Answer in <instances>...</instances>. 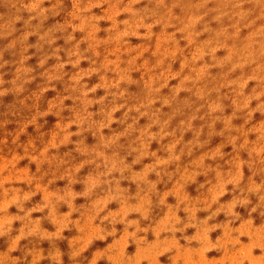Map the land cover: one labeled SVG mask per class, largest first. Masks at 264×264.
I'll return each instance as SVG.
<instances>
[{
  "label": "rangeland",
  "instance_id": "rangeland-1",
  "mask_svg": "<svg viewBox=\"0 0 264 264\" xmlns=\"http://www.w3.org/2000/svg\"><path fill=\"white\" fill-rule=\"evenodd\" d=\"M25 2H30V0H25ZM56 3L57 0H46L42 6L51 8ZM126 3L127 0H125ZM119 7H124V4L119 5ZM134 7L137 10L144 8L155 10L159 6H157L156 0H151V2L150 0H141ZM107 8L108 5L105 4L101 8L93 9L92 13L104 16V20L99 23L102 31L97 34V39L100 40H105L111 35L109 32L113 30L111 24L115 19L123 21L130 18L126 13L117 16L114 7L108 10ZM73 10V0H61L58 10L59 14L52 15L49 13L48 18L41 24L38 19L30 20L31 14L19 8V0H0V65H3V67H0V79L3 81V84L0 85V91L6 90V94L0 96V141H7L6 143H0V222L13 224L12 237L18 234L21 227L19 219L11 215L21 214L16 210L19 197L17 187L22 188L24 191L30 190L28 186L30 183L28 179L29 173L23 167H29L30 174L40 175L48 171V166H42L41 172L37 173L36 166L29 160L25 159L19 163L15 157L10 159L11 154L24 155L25 149L33 142L37 148H41L42 141L47 143L51 138V133L56 131V124L66 122L72 117V109L79 108L78 102L68 99L64 101V110L61 112L60 117L55 115L57 109L52 106V103L58 97L63 98L70 95V77L75 73L76 69L68 65L63 70L65 73L63 79L49 84L44 74L50 72L57 61L49 59L41 67L40 59L45 53L50 54L55 48L64 50L71 48L75 42L83 40L86 33L83 32V28L71 25L73 30L77 32L73 33L72 28H68L66 32H57L55 34L57 37L56 43L51 48L48 45H44L43 49L39 51L35 47L39 43L38 35H30L27 41H23L22 38L26 33L34 32L38 25L40 26L39 34L43 35L44 32L57 24L79 23V21L72 20L70 13ZM158 15L162 22L147 28H138L135 37H127L128 43L121 49V59L123 61L136 57V65L132 71V77L136 83L126 85L129 91V104L132 105L146 97L145 81L149 78L146 71L148 68H154L158 60L161 59L160 63L156 65L157 67H160L164 61V67L166 69L169 68L168 78L171 81L166 88L161 90L158 96L161 99L172 97L174 95L172 88L178 85L177 90L181 91L176 96V100L171 107L165 106L162 109V112L173 110L171 115L173 118L170 121L169 130L177 128L181 121L195 115L197 118L192 121V128H203L200 140L202 142L208 141V143L203 148L194 149L190 156H182L179 164L170 165L168 170L177 174L173 176L171 182L168 181L167 177H164L163 183L158 184L157 191L161 195L165 191H169L167 194V197H169L167 200L168 204L175 205L176 202H181L187 197V193L190 196L188 199H200L197 203L206 204L207 187L201 188L200 185L206 184L207 181L214 183V172L198 176L194 183L188 181L186 185L182 182L174 186L175 182L180 178L179 172L186 168L192 170L193 163H197L194 160L206 152L214 150L212 158H215V148L217 147H220L224 153L223 159H206V166H211L212 168L219 166L222 171L227 172L231 168L229 161L235 156L239 155L244 161H249L250 157L247 148L240 149L238 152L233 150L232 146L227 142L228 133L209 136L208 126L211 123L209 107L204 99L196 95V92L198 89H203L208 93V98L211 100L222 98L223 115L232 116L236 111V104L243 103L242 98L239 101L236 100L235 86H233L232 80L241 77L247 79L249 77V82L244 88L245 96L251 95L253 89H257V91L264 90V87H261L258 75L264 74V55H261V46L264 45V0H165L164 5L159 8ZM194 19L197 20V23L193 27L185 28L183 32L179 31L185 24ZM146 23H153V21L149 19ZM205 26L210 31L205 32ZM90 32L91 30L89 29ZM68 34L75 36V40L71 44L66 43L64 39ZM83 42L80 44L82 51L88 47V43ZM94 43L99 47L97 49L101 54L99 59H102L104 55H109L110 59H115L119 49L118 40L94 41ZM111 43H115L117 47L115 48V45ZM25 48H27V51H25ZM245 49L251 52L253 62L238 68L235 64H232L233 57L236 52H243ZM59 55L62 61L67 60L65 51H61ZM88 55L91 56L92 54L88 53ZM25 57H30V59L25 60ZM22 60L24 67L32 69L30 73L32 79L23 84L21 92H15L12 89L14 88V82H20L17 80V70L21 67ZM235 60L236 57H234ZM219 63L221 64L219 65ZM214 64L216 67L213 66ZM80 67L87 68L90 65L87 61H84ZM183 76H185L184 79L180 80ZM109 77L111 78V74H109ZM201 80L204 81L198 86L192 85ZM85 82L89 87H92L99 82V77L94 75ZM184 85H186V88ZM43 87H49L50 90L41 95L40 92ZM217 88L219 91H217ZM102 95H104L103 90H98L91 98L99 99ZM261 102H264V97L259 101L253 100L249 102L248 109H237L240 112H236L232 121L234 127H242L247 131L246 134L250 143L256 141L258 134L255 129H250L253 127L259 129L260 125L264 124V112L259 109V103ZM180 104L188 106V109H190L186 117H176L177 113L174 115V109L177 107L181 108ZM153 107L154 109L161 108V103L158 102ZM99 108L100 105L97 104L90 111L98 112ZM249 109H254L250 113L251 120L246 118ZM43 112H48L49 114L38 118L36 125H29L23 132L21 131L29 120L37 116L38 113ZM131 115L135 116L137 114L132 113ZM216 115L219 116L220 113ZM122 117L123 110L115 114V119L117 120ZM95 119H100V116L97 115ZM128 122L131 123V120ZM147 123H149L147 117L141 118L139 121L141 127ZM230 123L231 121L225 122V130L228 129ZM117 125L123 129L125 127V125L113 124L112 128L118 132L123 131L119 130ZM223 129V123L217 121L214 126V132L220 133ZM107 130H105V133ZM70 131H76L75 126ZM152 131H158V128L154 127ZM111 134V132L108 133V135ZM232 134L234 135L235 133ZM179 135L180 133L177 132L178 137ZM17 136L16 143H13V139ZM85 137V142L89 146L98 142L97 138L90 133H85ZM193 138V132L184 133L182 144L177 148V151L180 150V147H183V144L188 143ZM79 139L80 137H72L73 143L61 146L58 150L52 149L49 155L64 156L65 153H71L76 162H80L83 157L75 152V142ZM170 141L171 138L162 141L164 148ZM240 143H243V138L238 141V144ZM150 151H156L162 157L166 156V152L162 153L159 151L155 142L151 144ZM119 152L121 155H126L127 148L123 152L119 149ZM133 158L134 154L129 156L128 163H131ZM205 158L208 157L206 156ZM21 159H24V157H21ZM251 159L255 161V174L245 164L242 186L246 185L250 178L255 183L264 182V165L259 163V158ZM151 162H153L151 158L146 159L135 165L133 170L140 171L144 164ZM197 166L203 168V161L201 160ZM90 171H92V166L86 165L79 174L80 178L87 175ZM49 178L50 174L44 178L43 182L47 183ZM149 179L154 181L150 176ZM66 183L67 181H57L56 184L52 185V188H62ZM122 187L129 188L130 196H134L137 191L136 185L130 181H123ZM184 187L187 193L184 191ZM74 188L77 191H83L82 184L75 185ZM172 188L173 190H171ZM32 191L34 195H39L33 197L26 204V207L38 204L41 198L47 195L46 191L41 189L39 183L33 186ZM209 195L215 197L216 194L209 193ZM232 198V186L229 185L228 194L221 198L220 203H227ZM249 198L251 204L237 207L236 211L240 214V219L234 220L231 224L233 228L239 227L236 230L238 233L236 239H232L227 234L220 237L222 236V230L218 229L215 231L213 229V233L210 234L212 241H208L206 246L199 247L198 243L193 242L189 245L183 239L184 235L191 236L195 234V229H188L183 234L177 233L176 238L180 243L169 241L166 244H162L160 239L170 238L169 233H162L160 239L155 232L140 233V236H147L148 242H154L148 245L143 240L133 239V241H128V237L123 234L124 225L117 224L115 226L116 235L113 234L114 236L108 237L104 241H99L103 240V237L97 229L93 228L91 218L84 217V224L81 225L80 221L77 220L80 218L79 214L76 213L72 216V219L75 220L73 226H70L62 236H55V240L52 241L47 240V237L43 235L41 239L29 237L22 240L20 243L24 242V244H19L17 251L13 252L10 238L7 236L0 238V264H260L258 256L264 253L258 248L252 249L250 246L245 245L251 242L249 236L251 229L246 223H242L252 218L254 220L253 228L264 227V212H259V208L256 211L258 216L256 212H252L251 209L259 204V200L256 195H251ZM76 203L77 206L80 204L87 205L89 200L82 198L77 200ZM132 203H136V201L133 200ZM217 207L218 205H213L212 211H215ZM182 208L183 205L178 214L182 220L186 221L187 216ZM118 209V203L110 204L108 208L110 211H117ZM60 211L62 213L66 212L67 208L62 206ZM166 211L165 207L158 205V199L153 196L149 220L141 219L138 214H132L128 219L139 220L141 227H154L155 223L163 217ZM205 211H207L206 207L204 211L197 213V218H206L210 213ZM46 215V212L34 213L33 219H41L42 228L49 232H55L56 228L62 232L63 229L59 225H55L54 220V225H52L45 219ZM229 219L231 218L221 213L209 224L225 223ZM96 223L98 224L99 221H96ZM104 227L109 231L112 229V226L107 223ZM129 231H132V229H129ZM82 233L84 234L83 237H81ZM52 235V233L48 234V236ZM240 238L244 244L240 243ZM200 239L201 236L197 233L196 241L199 242ZM73 251L78 253V255L72 256ZM13 258H17L18 262L14 261ZM253 258H256L255 261Z\"/></svg>",
  "mask_w": 264,
  "mask_h": 264
},
{
  "label": "clouds",
  "instance_id": "clouds-1",
  "mask_svg": "<svg viewBox=\"0 0 264 264\" xmlns=\"http://www.w3.org/2000/svg\"><path fill=\"white\" fill-rule=\"evenodd\" d=\"M46 0H19V8L23 11L30 13V20H40L43 24L44 20L48 18V14L52 15L59 14V7L61 0H57L56 4H53L51 8H45L42 5ZM141 0H73L74 10L70 13L72 20L79 21V23L73 24H57L55 27L48 29L43 35L39 34L40 26L38 25L34 32H28L22 38L23 41H27L30 35L36 34L39 36V43L35 45L37 50H42L44 45H48L49 48L56 43V33L66 32L68 28H72L71 25L83 28L84 36L83 40L77 41L73 46L67 50L61 48H55L51 53H45L40 59V66L42 67L47 63L49 59H55L57 63L54 65L50 72H46L44 75L47 77L49 84L53 81L62 80L65 75L64 69L68 65L76 69L75 73L70 77L69 91L70 95L63 98H57L53 101L52 106L57 109L55 115L60 117L61 112L64 110V101L72 99L78 102L79 108L72 109V117L66 122L57 123L56 131L51 133V138L47 143H43L42 147L37 148L35 143H30L28 148L25 149L24 155L11 154V157H15L17 161L22 162L25 159L29 160L36 166V172L40 173L41 168L44 165L48 166V171L40 175L30 174L29 167H23L29 173L28 179V191H24L22 188L17 187L19 191V197L17 200L16 210L21 214H11L16 216L21 222L19 232L15 237L11 236L13 232V224L7 222H0V238L9 237L11 248L13 252L17 251L20 242L29 237H38L41 239L42 235L47 237L49 241L55 240V236H62V234L73 226L75 220L72 219L73 214H79L80 224H84V217H89L92 220L93 228L97 229L103 237L104 241L108 237L116 235L117 224H123V234L128 237V241L143 240L148 245L154 242H148L147 236H140V233H156L159 235V239L162 233H169L170 238L161 240L162 244H166L169 241H180L176 238L177 233H185L188 229H195V234L188 236L184 235L183 239L190 245L193 242L199 244V247L206 246L208 241L211 240L210 234L213 233V229L222 230V236L230 235L232 239L238 237L237 228L231 226L234 220L240 219V214L236 211L237 207H244L251 204L250 196L256 195L259 204L251 209L252 212H256L257 208H264V182L255 183L251 178L248 183L242 186L243 181V168L247 164L249 169H254L255 161L251 158H259V163L264 165V124H261L259 129H255L257 139L254 143H250L248 139L247 131L242 127H234L232 121L236 115V112H240L237 109L244 108L248 109L249 102L253 100H261L264 97V90L253 89L251 95H244L245 85L249 82L247 79L241 77L236 80H232L233 86H235L236 100L243 99V103H237L235 112L232 116H224V106L221 102L222 98L211 100L208 98V93L203 89H198L196 95L201 99H204L209 107V115L211 116V123L209 124V136L212 135H223L228 133L227 142L230 144L234 151L238 152L240 149H248L249 161L242 160L239 155L235 156L229 164L231 168L229 171L224 172L219 166L212 168L211 166L205 165V160H216L217 158L223 159L224 153L220 147L214 150L206 152L201 155L198 159L194 160L197 163L192 165V170L183 169L179 172V180H177L174 186L181 184L182 182L186 185L188 181L195 182L197 177L209 172H214L215 182L207 181L206 184H201V188L207 187V203H197L200 199H188L184 198L181 202H176L175 205L168 204L167 194L169 191H165L162 195L158 193L157 186L163 182V178L167 177L168 181L171 182L173 176L177 173L170 172L169 166L173 164H179L181 157L185 155H191L194 149L203 148L208 141H201L200 136L203 132L201 129H193L192 121L197 117L195 115L189 117L187 120L181 121L177 128L169 130V124L173 116H169L166 119L161 118L163 107H171L176 96L181 91H178V86L172 88L173 96L166 99H161L158 94L162 89L166 88L170 83L171 79L168 78L169 68L164 67V61L160 67L156 65L160 63L161 59L158 60L154 68H148L146 71L149 75L148 80L145 81V88L147 95L143 100H139L136 103L129 104V91L126 85L136 83L132 77V71L136 65V57H133L127 61L121 59V49L127 45V37H135L136 30L138 28H147L162 22L160 20L159 8L164 5L165 0H156L157 9L150 10L148 8L137 10L134 5L140 3ZM151 2V0H150ZM107 4L108 9L115 8L116 15L128 14L129 19L118 21L115 19L111 24L113 29L111 35L105 40L97 39V34L102 31L99 27L100 21L104 20L103 15H94L93 9L101 8ZM124 4V7L119 5ZM106 10V11H107ZM168 10V9H167ZM166 10V11H167ZM243 15V14H241ZM151 19L153 23H146L147 20ZM219 19V17H217ZM197 23V20H191L185 24L184 27L180 28L179 31L183 32L185 28H191ZM89 29L91 32L89 33ZM73 30V28H72ZM205 32L210 29L205 26ZM226 31V30H225ZM239 31V29H237ZM77 31L73 30V33ZM147 34V33H146ZM199 34V33H197ZM66 43H72L75 40L73 34H68L65 38ZM119 41L118 54L115 59H110L109 55H104L102 59H99L101 54L97 50L99 47L96 46L94 41ZM82 41L88 43V47L83 51L80 48ZM83 42V43H84ZM110 44V43H108ZM117 45L115 43H111ZM104 45V44H102ZM27 51V48H25ZM65 51L67 56L66 61H62L59 53ZM88 53L92 55L89 56ZM261 55H264V45L261 46ZM234 57L236 60L234 61ZM233 57L232 64H235L238 68H242L245 64L252 63V54L247 49L243 52H236ZM30 59V57H25ZM99 60V62H98ZM87 61L90 67L81 68L82 62ZM215 66V64L213 65ZM3 67V65H0ZM216 67V66H215ZM158 70V74H157ZM232 70V69H231ZM32 69L23 66V60L21 61V67L17 70V80L19 83L14 82L15 92H21L23 90V84L29 82L32 77L30 76ZM111 74V78L109 77ZM99 77V82L89 87L85 82L93 76ZM261 81V87H264V74H258ZM186 76V75H185ZM180 80H183L184 77ZM195 79V78H194ZM205 80V79H204ZM192 84L198 86L202 81ZM3 84L0 79V85ZM187 85V84H186ZM184 85V87L186 86ZM186 88V87H185ZM49 87H43L40 94L49 91ZM98 90H103L104 95L100 96L99 99L91 98ZM217 91L219 89L217 88ZM6 94L5 91H0V96ZM122 101V102H121ZM161 103V108H155L156 103ZM233 103V101H232ZM100 105L98 112L90 111L94 105ZM259 109L264 112V102L259 103ZM123 110V117L120 120L115 119V114ZM181 109L179 107L174 109V115ZM254 109H249L247 112V119L251 120L250 113ZM132 113L137 115L132 116ZM220 113L219 116L216 114ZM48 112L38 113L31 120L24 125L21 129L23 132L29 125H36L38 118L47 116ZM99 115L100 119H95ZM147 117L149 123L143 127H138L141 118ZM131 120V123L128 121ZM217 121H221L224 125V129L220 133L214 132V126ZM231 121L228 129L225 130V122ZM113 124L125 125L123 131L113 132L111 135H105L106 129H111ZM75 126L76 131H70ZM158 128V131H152L153 128ZM193 132L194 138L188 143L183 144L180 150L177 148L182 144L183 135L186 132ZM177 132L180 133L179 137ZM85 133L92 134L93 137L97 138V143L92 146L86 144ZM232 133H235L234 135ZM80 137L75 142V152L78 153L83 159L80 162H76L75 158L72 157L71 153H65L64 156L49 155L50 150L59 149L61 146L73 143L72 137ZM134 137V138H133ZM167 138H171V141L165 146L164 151L166 156H159L156 151H150L151 144L156 142L160 144ZM243 138V143L238 144V141ZM18 136L13 139V143H16ZM121 140L128 141L126 155H121L119 149L123 147ZM7 141H0V143H6ZM134 154V158L131 163H128V157ZM208 158H205V157ZM24 157V159H21ZM151 158L153 162L144 164L142 170L134 171L135 165L140 164L142 161ZM203 161V168L198 167L200 161ZM86 165L92 166V171L87 175L80 178L81 170ZM179 171V170H178ZM47 183H44V178L49 176ZM154 174L156 180H150L149 176ZM57 181H67L64 187L52 188V185L56 184ZM123 181H130L136 185L137 191L134 196L129 195V188L122 187ZM39 183L41 189L46 191L47 195L41 198L38 204L32 207H26L33 197L39 194H33V186ZM82 184L83 191L75 190L74 186ZM232 186L233 198L227 203H220L222 197L228 194V186ZM173 190V188L171 189ZM27 193V194H25ZM209 193H215V197L210 196ZM156 196L158 198V205L163 206L167 209L158 222L155 223L154 227H141L140 221L137 219H128L132 214H138L141 219L149 220L152 210V198ZM167 197V199H165ZM86 198L89 200V204H80L77 206V200ZM135 200L136 203H132ZM214 201V202H213ZM113 203L119 204L117 211L108 210L109 205ZM183 205V212L186 213L187 219L182 220L179 216V211ZM203 205V207H201ZM213 205H218L215 211H212ZM66 207V212H61V207ZM205 207L210 214L204 219H198L197 213L204 211ZM47 215V219L52 225L53 220L55 225H59L63 229L60 232L56 227L55 232H49L42 228L41 219H33L34 213H44ZM229 217L225 223H217L210 225L209 222L220 214ZM96 221H99L97 224ZM111 225V231L107 230L104 225ZM247 224L251 231L249 232L250 243L245 245L250 246L252 249H260L264 253V227L253 228L254 220L252 218L247 219L242 224ZM241 225V224H240ZM132 229V231H129ZM52 233V236H48ZM199 233L201 239L199 242L196 241V234ZM234 234H236L234 236ZM83 233L82 236L83 237ZM156 237V235H155ZM219 237V238H220ZM75 241V240H73ZM156 241V240H155ZM259 241V242H258ZM72 242V241H71ZM240 243L241 242L240 238ZM198 247V248H199ZM192 248V247H190ZM30 253V252H29ZM28 253V255H29ZM78 255L75 251L72 252V256ZM254 261L256 258H253ZM260 264H264V254L258 256ZM14 261L18 262L17 258H13Z\"/></svg>",
  "mask_w": 264,
  "mask_h": 264
},
{
  "label": "bare ground",
  "instance_id": "bare-ground-1",
  "mask_svg": "<svg viewBox=\"0 0 264 264\" xmlns=\"http://www.w3.org/2000/svg\"><path fill=\"white\" fill-rule=\"evenodd\" d=\"M214 62H216L217 63V61L216 60H214ZM221 63H219V65H220ZM180 111L176 114V117L178 116V117H186V115H188V112L190 111V109H188V106H183V105H181L180 104ZM173 114V110L171 111V110H169V111H163L162 112V114H161V118L162 119H166V118H168L169 116H171ZM175 117V116H174ZM138 127H141V125H137ZM117 127H118V125H117ZM119 128V130H123V128L122 127H118ZM113 133V132H118V131H116L114 128H111V129H108L107 130V132L105 133V134H107L108 135V133ZM134 138V137H133ZM75 140V139H74ZM77 141V140H76ZM127 144H128V141H126V140H121V145L123 146V147H121L120 148V151H124V150H126V148H127ZM155 144L158 146V149H159V151H161L162 153L163 152H165L164 151V146H163V144H162V142L160 143V144H157L156 142H155ZM150 177L152 178V179H154V180H156V176L154 175V174H152V175H150ZM163 183V182H162ZM161 183V184H162ZM155 197V199H158L156 196H154ZM242 211H243V209H241ZM259 210V212L260 211H263L264 212V208H259L258 209ZM256 215L258 216V212H256ZM20 244H24V242L23 243H20Z\"/></svg>",
  "mask_w": 264,
  "mask_h": 264
}]
</instances>
